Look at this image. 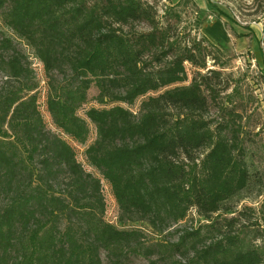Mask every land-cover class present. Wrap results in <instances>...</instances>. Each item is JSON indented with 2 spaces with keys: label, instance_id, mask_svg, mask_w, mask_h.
<instances>
[{
  "label": "trees",
  "instance_id": "1",
  "mask_svg": "<svg viewBox=\"0 0 264 264\" xmlns=\"http://www.w3.org/2000/svg\"><path fill=\"white\" fill-rule=\"evenodd\" d=\"M189 2L161 16L147 0H0L3 25L43 64L56 129L44 121L27 57L0 28V264H104L102 252L108 264H134L131 255L147 264H264L240 222L254 208L214 218L263 195L264 170L249 161L244 114L221 95L229 84L208 69V58L220 65L215 44L180 30ZM260 76L264 84V68ZM93 85L100 107L83 117ZM90 123L96 138L84 155L110 185L122 227L141 220L163 234L191 209L211 221L149 244L141 230L108 222L101 178L72 144H87ZM260 210L264 224V200Z\"/></svg>",
  "mask_w": 264,
  "mask_h": 264
},
{
  "label": "rangeland",
  "instance_id": "2",
  "mask_svg": "<svg viewBox=\"0 0 264 264\" xmlns=\"http://www.w3.org/2000/svg\"><path fill=\"white\" fill-rule=\"evenodd\" d=\"M147 1L155 4L159 14L163 16L165 10L170 6H174L179 0ZM194 4L189 2L183 7L180 30L184 31L185 34H191V36H205L215 44V47L211 50L220 58V65L214 66L213 60L208 58V69H212L213 74L224 78L220 87L229 84L227 91L221 95L226 100V104L239 107V111L244 114L243 121L248 131L246 146L249 152V161L264 170V84L260 76V70L264 68V0H195ZM197 20L200 26L194 29L193 26L197 25ZM135 26L141 30L148 28L145 23H136ZM0 28L7 36L13 39V42L25 54L30 66L33 68L35 73L34 81L38 84L35 92L38 95L44 121L48 129L56 131L53 120L45 106L48 78L34 47L26 39L16 36L4 26L1 16ZM219 42H222L226 47L219 46ZM187 67L191 79L196 70L190 64H187ZM6 79L5 73L0 69V91L5 86ZM14 83L18 82L14 81ZM97 93L98 89L93 85L89 90L88 102L79 111L81 116L84 117L86 110L90 107H100V104L95 100ZM228 96H232L233 102L227 101ZM139 106L140 100L130 106V108L134 112H138ZM215 114L216 110L214 105H212L210 115L216 117ZM95 138L96 128L94 124L90 123V135L87 144L81 145L74 142L72 144L77 150L78 160L84 165L86 170L101 178L106 204L105 218L108 222L114 223L121 229L141 230L145 235L146 243L149 244L156 241H176L180 233L174 232V229H196L200 225L211 221L200 216L195 209H191L184 220L173 225L163 234H159L146 221L141 220L127 222L122 227L118 221L120 209L110 185L96 169L87 163L84 155L86 146L92 143ZM66 182H62L59 190L67 188ZM263 200L264 194L257 196L253 193L237 203L234 211H220L214 215V218L236 217L241 210L254 208L255 211L253 213L246 211L247 215L240 217V222H243L246 227L243 235L246 236L247 240L261 246L264 250V224L260 210ZM241 225L239 224V226ZM101 257L104 264H108L106 252H102ZM130 257L131 262L134 264H147L149 262V259L144 255H131ZM155 258L153 257L152 259Z\"/></svg>",
  "mask_w": 264,
  "mask_h": 264
}]
</instances>
